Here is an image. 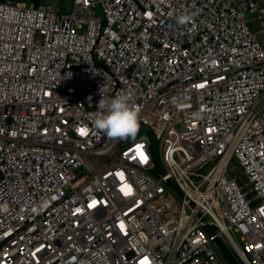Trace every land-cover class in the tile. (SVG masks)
<instances>
[{"label": "built area", "instance_id": "built-area-1", "mask_svg": "<svg viewBox=\"0 0 264 264\" xmlns=\"http://www.w3.org/2000/svg\"><path fill=\"white\" fill-rule=\"evenodd\" d=\"M263 2L0 0V264H264Z\"/></svg>", "mask_w": 264, "mask_h": 264}, {"label": "clouds", "instance_id": "clouds-1", "mask_svg": "<svg viewBox=\"0 0 264 264\" xmlns=\"http://www.w3.org/2000/svg\"><path fill=\"white\" fill-rule=\"evenodd\" d=\"M191 15H180L177 23L181 26L191 21ZM98 112L93 120L94 127L110 138H135L139 132L140 109L132 103L129 93L112 98H103L97 104Z\"/></svg>", "mask_w": 264, "mask_h": 264}, {"label": "rangeland", "instance_id": "rangeland-1", "mask_svg": "<svg viewBox=\"0 0 264 264\" xmlns=\"http://www.w3.org/2000/svg\"><path fill=\"white\" fill-rule=\"evenodd\" d=\"M44 2H50L52 3L57 9H69L72 7L73 0H43ZM261 10L264 12V2L260 5ZM249 26L252 28V30L258 32L260 31L261 25L260 21L257 18H249L248 20ZM258 37L259 39L263 42L264 39V32H258ZM145 132H149L147 128H144ZM161 145V142H160ZM235 165V162H231L230 166L233 167ZM231 174L234 173V175H239L241 174V170L239 169H231ZM241 178V177H240ZM242 179V178H241ZM227 243V242H226ZM228 245V243H227ZM230 248V245H228ZM231 249V248H230ZM239 262V260H237Z\"/></svg>", "mask_w": 264, "mask_h": 264}, {"label": "water", "instance_id": "water-1", "mask_svg": "<svg viewBox=\"0 0 264 264\" xmlns=\"http://www.w3.org/2000/svg\"><path fill=\"white\" fill-rule=\"evenodd\" d=\"M156 150H157L156 151V156H155L156 162L159 165V167L163 170V166H162V163H161V159H160V154H159L158 148ZM218 243L220 244V247H221L223 253L228 258V260L231 262V264H239L237 262V260L231 255V253L227 249L226 245L220 240H218Z\"/></svg>", "mask_w": 264, "mask_h": 264}, {"label": "trees", "instance_id": "trees-1", "mask_svg": "<svg viewBox=\"0 0 264 264\" xmlns=\"http://www.w3.org/2000/svg\"><path fill=\"white\" fill-rule=\"evenodd\" d=\"M15 1H18V0H15ZM34 1H36L37 3H39V2H42L43 0H34Z\"/></svg>", "mask_w": 264, "mask_h": 264}, {"label": "snow or ice", "instance_id": "snow-or-ice-1", "mask_svg": "<svg viewBox=\"0 0 264 264\" xmlns=\"http://www.w3.org/2000/svg\"><path fill=\"white\" fill-rule=\"evenodd\" d=\"M83 131H84V130H82V133H83ZM129 191H130V189H129ZM121 227H123V226H121Z\"/></svg>", "mask_w": 264, "mask_h": 264}]
</instances>
